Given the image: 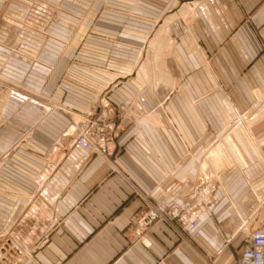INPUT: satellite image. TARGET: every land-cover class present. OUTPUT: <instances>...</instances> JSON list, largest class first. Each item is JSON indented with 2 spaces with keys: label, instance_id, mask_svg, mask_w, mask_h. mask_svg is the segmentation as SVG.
I'll list each match as a JSON object with an SVG mask.
<instances>
[{
  "label": "crops",
  "instance_id": "0c3cea01",
  "mask_svg": "<svg viewBox=\"0 0 264 264\" xmlns=\"http://www.w3.org/2000/svg\"><path fill=\"white\" fill-rule=\"evenodd\" d=\"M67 1L0 0L18 12L0 17V264H237L240 224L264 225V0H70L73 18ZM50 6L75 26L58 42L21 26ZM104 91L120 131L55 185L64 132ZM205 172L220 178L196 227L135 239L123 177L168 211Z\"/></svg>",
  "mask_w": 264,
  "mask_h": 264
},
{
  "label": "built area",
  "instance_id": "2783aa9c",
  "mask_svg": "<svg viewBox=\"0 0 264 264\" xmlns=\"http://www.w3.org/2000/svg\"><path fill=\"white\" fill-rule=\"evenodd\" d=\"M113 113L109 102L101 99L96 110L89 112L86 118L77 124L72 144L50 182L56 185V181H64L62 185L65 186L74 174L85 167L91 153L108 154L109 143L120 131L119 124L109 122ZM219 178V175L205 172L198 179L190 200L183 207H173L163 211L152 203L146 194L141 193L126 177H123V182L132 194L137 195L142 201L141 208L135 213L131 222L135 239L140 240L157 222H173L181 227L188 225L196 227L205 208L213 202ZM237 264H264V225L250 231L248 239L240 249Z\"/></svg>",
  "mask_w": 264,
  "mask_h": 264
},
{
  "label": "rangeland",
  "instance_id": "374dc122",
  "mask_svg": "<svg viewBox=\"0 0 264 264\" xmlns=\"http://www.w3.org/2000/svg\"><path fill=\"white\" fill-rule=\"evenodd\" d=\"M67 4L70 5L71 4V7H68L67 9H64L63 7H58V11H57V8H54V7H51V8H48V9H43L44 13H45V16H44V21H45V24H39V26H25L24 24H21L22 29L23 28H28L29 30L33 31V32H36V33H40V34H45V36H48V39L51 38V39H54L55 41L54 42H58L57 40H59V38L54 35L55 33H58L59 31H62L63 29L65 30H70V29H73L75 26L74 25H71V24H59V23H50L48 24L47 22L50 21L52 19L53 16L57 15L55 14L56 11L57 13L58 12H61L62 14L65 13L66 15H69L71 18L74 17V12H77L80 10L79 8H72V2L69 0L67 1ZM59 6H61V4H59ZM8 8H6L5 10L2 11V14L0 17H3V18H7V19H10L14 22H16V14L18 13L17 11L14 12V11H9L7 10ZM40 11V10H39ZM19 22V21H17ZM20 24V23H19ZM32 27V28H31ZM70 31H73V30H70ZM73 33V32H72ZM48 41H46L45 43H47ZM63 43V42H62ZM34 61H37V59L35 58ZM107 93V91H104L102 93V95L99 97L98 99V103H100V100L101 99H104V96L105 94ZM49 96V95H48ZM7 97V95H6ZM8 98V97H7ZM25 101V100H24ZM23 99H19L18 101H15L14 103H10L8 106H2L3 109L2 111L6 113H8V111H13L15 110L17 107L21 106L23 103H24ZM7 111V112H6ZM90 112H93L90 111ZM74 118V116H72ZM85 118L82 117L80 118L78 121L75 120V119H72L71 120V124L70 126L67 127V130L64 132L65 134H63L64 137H66L67 139L69 138H74L76 134H74L73 136H71L76 130H77V124L79 122H81L82 120H84ZM71 127H74L75 128V131L72 132L71 134L68 135V129L71 128ZM70 136V137H68ZM220 167H218L217 169H223L224 168V160L222 163H220ZM251 229L249 228V225L247 223V221L243 222L240 224V226L238 227L237 229V233L238 234H243L244 236H246V233L249 232L250 233ZM248 239V237H245L243 243H242V246L245 244L246 240ZM241 246V247H242ZM241 248H239V251H240ZM239 251H238V254H237V257L239 255ZM238 260V259H237Z\"/></svg>",
  "mask_w": 264,
  "mask_h": 264
},
{
  "label": "bare ground",
  "instance_id": "6f19581e",
  "mask_svg": "<svg viewBox=\"0 0 264 264\" xmlns=\"http://www.w3.org/2000/svg\"><path fill=\"white\" fill-rule=\"evenodd\" d=\"M74 131H75L74 127L69 128L68 129V135L71 134ZM210 158H211V163L215 167L216 170H217L218 167L222 166V165H220V163H222L223 160H224L223 157H222V154H211ZM216 175H218V174H216Z\"/></svg>",
  "mask_w": 264,
  "mask_h": 264
}]
</instances>
